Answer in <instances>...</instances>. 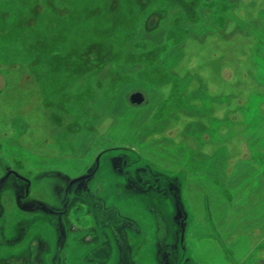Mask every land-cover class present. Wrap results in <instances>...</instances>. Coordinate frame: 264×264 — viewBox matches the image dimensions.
Returning <instances> with one entry per match:
<instances>
[{"label":"rangeland","instance_id":"obj_1","mask_svg":"<svg viewBox=\"0 0 264 264\" xmlns=\"http://www.w3.org/2000/svg\"><path fill=\"white\" fill-rule=\"evenodd\" d=\"M259 8L264 0H0V158L32 185L24 205L2 196L0 264H259L264 225L250 250L226 238L231 220L219 218L212 193L223 181L173 163L177 146L154 145L135 127L140 109L128 107L129 94L142 92L141 123L169 120L159 134L180 140L185 118L176 111L187 102L169 77L190 73L189 88L197 76L212 94L235 92L227 120L241 117L239 102L256 90L254 40L226 21ZM96 159L63 215L36 202L62 209L52 196L59 171L73 179Z\"/></svg>","mask_w":264,"mask_h":264},{"label":"crops","instance_id":"obj_2","mask_svg":"<svg viewBox=\"0 0 264 264\" xmlns=\"http://www.w3.org/2000/svg\"><path fill=\"white\" fill-rule=\"evenodd\" d=\"M262 14L264 15V8H259L254 15L255 17H243L241 19L230 17L226 21L227 23L231 20L233 21V24L236 27L234 31L232 30L233 32L254 40L250 43L252 52V72H249V76L254 81L253 84H255L256 90L249 91L246 99H244L242 103L239 102L237 108L238 111H240L239 108L247 105V109L243 112L240 111L242 113L241 117L239 116L240 113H235L236 116L233 117V122L227 120V115L236 110L231 108V103L237 98L235 92L218 95L212 94L208 91L206 83L201 80L202 78L200 79V77L197 76L195 77V82L198 83L197 87L189 88V85L193 81L190 73H185L180 77L181 89H183L185 98L188 99L186 100L187 103L176 111L177 115L181 117L184 116L182 118H185L184 126L180 133V140H172L171 138L170 140L169 137H164L159 134L168 125L170 122L169 120L166 122L159 120L151 125L141 123L144 116V108L141 106L146 102V98L143 104L139 105L140 111L137 109L136 111L138 112H134L138 117L136 115L134 116L137 119L139 118L135 127L143 132H146V129H148L146 134L153 135L151 142H153L154 145L156 144L155 142L161 144L162 140H166V143L167 141H170L177 146L175 152L171 155L173 163L179 161L178 164L182 167L185 165L188 167L190 165L193 169L194 167H198V169L201 168L204 170L206 176H213L218 181H223V183H225L230 194V203H227L224 200L219 191L217 192L213 190L212 193L217 198L215 210L222 211L219 218L222 220L223 218L231 220L232 230L230 235L226 238H232L234 243H249L250 235L255 234L253 230L264 225V87L259 86L255 81L256 69L253 64V51L258 39L256 36L261 32L257 22L258 20L260 21ZM227 23L225 26H227ZM230 32L225 33L222 36L227 38V35ZM262 32L264 33V30H262ZM174 49L175 48L172 50ZM171 51H169L168 54H170ZM262 76V80H264V74ZM247 79L250 78L247 77ZM260 88L262 91H259ZM202 98H204V101ZM257 105L258 107H256ZM253 106L256 108H253ZM243 115H245V117L248 116V124H246V127L243 126L242 123L244 120ZM233 123H238L240 125V130H237L236 132L232 130ZM219 127L226 129L227 133L219 136L216 131ZM211 133L220 138L218 140L215 139ZM233 138L235 139L234 142L229 144ZM188 140L192 141L194 146L192 144L188 145L186 143ZM217 142L221 143L216 144ZM209 145L212 146V152L210 153L204 151V147ZM201 146L202 149L200 151H194V147ZM106 153L107 152H105V154ZM0 159L3 162L2 166H0L1 180L6 170L11 169V166L3 160V158ZM201 163L202 166H200ZM89 167L86 168L83 173H87L90 169ZM179 170L180 171H177L178 181L175 184L177 187L175 186L174 189L177 190V193L179 192L180 195L182 188L181 182L186 175L185 171L182 169ZM172 174H175V170ZM58 175L62 182L60 185L56 182V187L54 185L52 196H57L58 199L54 198V200H56L58 206H60L63 205L65 199L66 184L72 177L62 170L59 171ZM22 178L23 179H19L17 177L9 176L3 181L0 186V211L3 210L2 196L6 191L8 194L10 192V194H13V199L16 202V196L19 190H23L27 186L24 179L28 181V191L19 202L24 205V203H27L30 200L31 182L26 175H22ZM195 182L199 183V179L195 180ZM200 183L202 185H207L208 187L210 186V189H215L214 187H211L212 184L209 181H206L204 184L202 182ZM186 185L188 186L189 184L187 183ZM213 195H211V203L214 201ZM36 202L41 204V206L50 207L56 211L59 210V207H55V205L53 206L50 201L36 200ZM182 202V206L186 210L185 213H189V210L184 205V201ZM250 249L251 246L249 243V250ZM259 258L264 264V256ZM260 261L259 264L261 263Z\"/></svg>","mask_w":264,"mask_h":264},{"label":"trees","instance_id":"obj_3","mask_svg":"<svg viewBox=\"0 0 264 264\" xmlns=\"http://www.w3.org/2000/svg\"><path fill=\"white\" fill-rule=\"evenodd\" d=\"M257 23L261 29V32L256 36L258 39H257L256 45L254 47V51H253V64H254V67L256 69L255 81L259 86L264 87V80H262V77H263L262 75L264 74V33L262 32V30H264V15L263 14L260 17V21L258 20ZM244 27H245V25H244ZM158 70H160V69H158ZM160 71H162V70H160ZM161 73H165V72L162 71ZM169 78H170L171 83H175L174 87L178 88L177 89L178 92H179V88H180L181 94L183 95L184 99H186L185 95L183 94L184 93L183 89H181L180 81L176 77H173V78L169 77ZM202 99L204 101V98H202ZM186 100H188V99H186ZM227 100H228V97H227ZM128 107H133L132 109H135V110L139 108V106H132L130 104ZM246 107H247V105H244L243 107L239 108V110L243 112L245 109H247ZM247 118H248V116L245 117V115H243L244 120L242 123H243V126H245V127L247 126L246 124H248ZM219 191L223 197L228 198V203H230V194H229V191L227 190V188L225 186V183L223 184V186L222 185L220 186Z\"/></svg>","mask_w":264,"mask_h":264},{"label":"flooded vegetation","instance_id":"obj_4","mask_svg":"<svg viewBox=\"0 0 264 264\" xmlns=\"http://www.w3.org/2000/svg\"><path fill=\"white\" fill-rule=\"evenodd\" d=\"M95 162V168H93L91 171H89V172H87V173H85V174H88L89 176L87 177V178H85V179H82V180H78V181H74V182H72V183H70V181L72 180V178L71 179H69L68 180V182H67V184H66V187H65V199H64V202H63V205H62V209H59V210H51L50 212L51 213H53V214H55V215H63L64 213H65V207H66V205H67V203H66V198H68V196H69V194H71V192L73 191V190H77L78 188L76 187V185L74 184V183H76V182H79V181H81L80 182V184H79V186H82L81 185V183H83L84 181H88L95 173H96V170H98V167H99V165H100V162H99V160L97 161V163H96V161H94ZM9 176H13V177H17V178H19V179H23L22 178V176H20V175H18L17 173H15L13 170H11V169H7L6 170V172H5V174H4V176L1 178V180H0V186H1V184L3 183V181H5L6 179H7V177H9ZM25 181H26V183H27V186L22 190H19V192H18V194H17V196H16V202H17V204H21L20 202H19V200L21 199V198H23L26 194H27V191H28V181L26 180V179H24ZM73 186H75V187H73ZM80 189V188H79ZM72 193H74V192H72ZM43 207H45V206H43ZM182 208V207H181ZM42 209H44V208H42ZM182 226V225H181ZM182 229V231H183V229H184V227H182L181 228Z\"/></svg>","mask_w":264,"mask_h":264},{"label":"water","instance_id":"obj_5","mask_svg":"<svg viewBox=\"0 0 264 264\" xmlns=\"http://www.w3.org/2000/svg\"><path fill=\"white\" fill-rule=\"evenodd\" d=\"M144 101H145V95L140 91H134V92L130 93L128 96V103L132 106H139V105L143 104ZM97 161H98V159H96V163H97ZM88 176H89L88 174H84V175H81L79 177L73 178L70 181V183H72L74 181L85 179Z\"/></svg>","mask_w":264,"mask_h":264}]
</instances>
